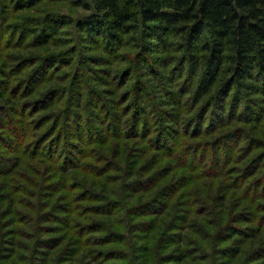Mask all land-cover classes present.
<instances>
[{
  "label": "rangeland",
  "instance_id": "1",
  "mask_svg": "<svg viewBox=\"0 0 264 264\" xmlns=\"http://www.w3.org/2000/svg\"><path fill=\"white\" fill-rule=\"evenodd\" d=\"M78 1L0 0V264H264V97L206 109Z\"/></svg>",
  "mask_w": 264,
  "mask_h": 264
},
{
  "label": "trees",
  "instance_id": "2",
  "mask_svg": "<svg viewBox=\"0 0 264 264\" xmlns=\"http://www.w3.org/2000/svg\"><path fill=\"white\" fill-rule=\"evenodd\" d=\"M77 6L89 12L77 28L106 45L180 53L200 71L193 96L210 100L206 109L216 105L221 113L230 91L231 103L242 90L264 97V0H79Z\"/></svg>",
  "mask_w": 264,
  "mask_h": 264
}]
</instances>
